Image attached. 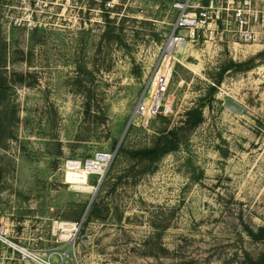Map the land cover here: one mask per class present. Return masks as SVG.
Listing matches in <instances>:
<instances>
[{"label":"rangeland","instance_id":"374dc122","mask_svg":"<svg viewBox=\"0 0 264 264\" xmlns=\"http://www.w3.org/2000/svg\"><path fill=\"white\" fill-rule=\"evenodd\" d=\"M173 1L0 0V219L13 246L51 264H250L264 252L252 237L264 227V46L165 54ZM163 63L165 113L132 120ZM160 135L175 150L132 159ZM100 152L112 156L100 183L65 166ZM62 221L77 223L73 237L54 232ZM0 264L32 263L0 245Z\"/></svg>","mask_w":264,"mask_h":264},{"label":"built area","instance_id":"2783aa9c","mask_svg":"<svg viewBox=\"0 0 264 264\" xmlns=\"http://www.w3.org/2000/svg\"><path fill=\"white\" fill-rule=\"evenodd\" d=\"M106 5L111 6L110 2ZM171 8L176 11V16L163 44L165 54L171 55L190 43L223 42L227 46H264V0H174ZM171 67L172 63H163L153 75L151 84L136 104L132 120L147 123L165 113L163 103ZM111 157V154L100 152L84 162L68 160L65 166L85 171L87 176H97L100 180ZM60 225L67 227L69 237L77 232L76 222L62 221L54 223L55 233L60 231V234H65ZM8 232L7 225L0 221V245L14 249L22 260L32 264H51L38 258L39 255L34 252L13 246L7 238Z\"/></svg>","mask_w":264,"mask_h":264},{"label":"trees","instance_id":"16d2710c","mask_svg":"<svg viewBox=\"0 0 264 264\" xmlns=\"http://www.w3.org/2000/svg\"><path fill=\"white\" fill-rule=\"evenodd\" d=\"M246 64H243L240 67H244ZM1 79V78H0ZM219 83V82H217ZM5 80H0V95L5 93L6 87L4 86ZM188 117H193L195 119L194 124H199L201 121V116L197 110H190L187 113ZM176 145L170 140L167 135H160L155 138L153 146L150 148H145L141 150H137L131 152L130 155L132 159H139L144 162H155L159 159V157L165 155L166 153L175 150ZM98 209L96 206H92L90 210V216H99ZM254 239L259 241H264V227L259 228L256 234L252 236ZM250 264H264V252L259 255V257L255 260H250Z\"/></svg>","mask_w":264,"mask_h":264},{"label":"bare ground","instance_id":"6f19581e","mask_svg":"<svg viewBox=\"0 0 264 264\" xmlns=\"http://www.w3.org/2000/svg\"><path fill=\"white\" fill-rule=\"evenodd\" d=\"M68 169H69V170H72V171H73V170H74V171H78L79 173L81 172V171L76 170V169H73V168H68ZM81 173H85V171H84V172H81ZM73 187H74L76 190H77V189L85 190V191H89V190L91 191V190H93V189L90 188V187L88 188V187H83V186H79V185H74ZM60 227L63 228V229L65 230V232H64L65 234H64L62 237H64V238H68L70 234H69V230L67 229V227H64V226L62 227L61 225H60ZM54 232H55V231H54Z\"/></svg>","mask_w":264,"mask_h":264},{"label":"water","instance_id":"95a60500","mask_svg":"<svg viewBox=\"0 0 264 264\" xmlns=\"http://www.w3.org/2000/svg\"><path fill=\"white\" fill-rule=\"evenodd\" d=\"M101 182V179H100V181H99V183ZM99 186V185H98ZM97 186V187H98ZM92 201V200H91ZM91 201L89 202V204H88V206H87V209H86V211H85V213L87 212V210L89 209V207H90V205H91Z\"/></svg>","mask_w":264,"mask_h":264},{"label":"crops","instance_id":"0c3cea01","mask_svg":"<svg viewBox=\"0 0 264 264\" xmlns=\"http://www.w3.org/2000/svg\"><path fill=\"white\" fill-rule=\"evenodd\" d=\"M0 221L3 222V219L1 218ZM5 224H6V223H5ZM7 227H8V225H7ZM8 228H9V227H8Z\"/></svg>","mask_w":264,"mask_h":264}]
</instances>
